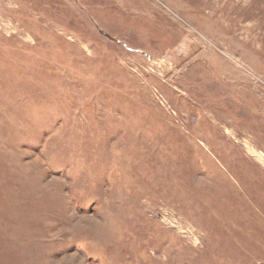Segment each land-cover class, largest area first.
I'll use <instances>...</instances> for the list:
<instances>
[{
  "label": "rangeland",
  "instance_id": "rangeland-1",
  "mask_svg": "<svg viewBox=\"0 0 264 264\" xmlns=\"http://www.w3.org/2000/svg\"><path fill=\"white\" fill-rule=\"evenodd\" d=\"M264 0H0V264H264Z\"/></svg>",
  "mask_w": 264,
  "mask_h": 264
},
{
  "label": "bare ground",
  "instance_id": "bare-ground-1",
  "mask_svg": "<svg viewBox=\"0 0 264 264\" xmlns=\"http://www.w3.org/2000/svg\"><path fill=\"white\" fill-rule=\"evenodd\" d=\"M248 151L250 152V154H252V156H253L255 159H257L260 163H262V164L264 165V160H263V158H262L261 156L256 155V154L254 153V151L251 150V149H248Z\"/></svg>",
  "mask_w": 264,
  "mask_h": 264
}]
</instances>
